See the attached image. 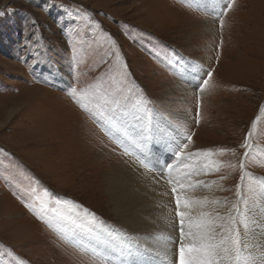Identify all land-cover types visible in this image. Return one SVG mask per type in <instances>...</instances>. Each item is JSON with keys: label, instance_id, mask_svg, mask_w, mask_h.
Instances as JSON below:
<instances>
[{"label": "rangeland", "instance_id": "1", "mask_svg": "<svg viewBox=\"0 0 264 264\" xmlns=\"http://www.w3.org/2000/svg\"><path fill=\"white\" fill-rule=\"evenodd\" d=\"M214 1L0 2V264H14L3 249L24 264H95L24 206H34L44 188L118 229L104 175L112 161L135 158L124 155L103 121L67 94L70 84L83 88L103 77L109 71L104 61L113 52L120 58L112 63L127 65L121 70L130 74L150 106L192 135L188 150L213 153L219 163L213 178L224 184L225 195L236 201L241 183L249 205L262 207L264 0H236L219 17L227 0ZM84 11L100 25L91 28L94 40L85 39L89 28L79 14ZM190 45L208 61L196 72L185 65L188 56L180 51ZM209 68L212 77L201 92ZM249 133L253 148L245 157L240 145ZM241 162L256 179L241 182ZM29 177L39 181L35 194L25 191Z\"/></svg>", "mask_w": 264, "mask_h": 264}, {"label": "snow or ice", "instance_id": "2", "mask_svg": "<svg viewBox=\"0 0 264 264\" xmlns=\"http://www.w3.org/2000/svg\"><path fill=\"white\" fill-rule=\"evenodd\" d=\"M196 3L199 0H186ZM220 3L221 0H216ZM236 0H227L217 16L226 15L231 10ZM83 23L88 26L89 31L85 39H93L91 28H100V25L93 21L86 11L79 13ZM4 12L0 11V16ZM223 27V20L219 21ZM107 55V54H106ZM120 53L113 52L104 63L109 64V71L103 76L94 80L83 88L69 85L67 94L79 107L90 116L103 121L107 126V134L112 136L113 143L123 148L126 156H135L140 166L148 171H153L161 161L159 156L154 155L150 160L144 155L145 149L157 139L162 124L167 121L172 132L168 147L171 155L164 161L160 169L161 176L167 170L166 182L170 187V195L174 203V215L178 220L179 236L158 237L168 244H175L174 264H257V258L251 249L258 247L256 240L259 235H264V208L250 206L248 193L242 192V184L236 185V201L226 202L225 211L220 213L210 205L218 204L219 201L209 200L207 197L198 198L191 195L196 188L205 184L204 181L193 182L194 175L201 174V170L188 171L182 177L174 176L177 165L173 160L179 161L184 169H192L189 163L198 157L209 158L213 156L211 151L192 152L189 145L192 143V135L186 134L187 129L182 128L176 121L171 120L165 111H159L151 107V101L142 96L137 86L129 80V73L122 71L126 64H113V60H119ZM103 59V58H102ZM213 69L205 72V79H202L199 91H203L212 77ZM115 73V74H113ZM264 110V109H262ZM197 115L199 113L197 112ZM256 125L253 124L252 127ZM245 136L240 147L246 151L245 157L249 156V150L253 145L249 143V137ZM187 155H185V151ZM139 151L140 154H137ZM229 149H220L225 153ZM216 161H209L203 165L204 174L208 170L217 171L218 168L211 167ZM235 167V165H229ZM241 182L248 179H256L252 174L246 172V165L241 162ZM26 192L35 194L39 181L35 177H29ZM260 198H264V180H260ZM205 186H207L205 184ZM23 202V201H22ZM24 206L33 211L37 219L53 229L62 240L72 244L73 247L89 254L95 264H123L118 258H114L117 251L130 249V240L118 229L105 225L102 220L98 221L94 213L83 208L79 203L71 199H59L47 188L43 189V197L36 196L34 206L25 202ZM51 219L45 220V215ZM14 264H24L23 260L17 257L10 249H3ZM167 254V248L164 250Z\"/></svg>", "mask_w": 264, "mask_h": 264}, {"label": "bare ground", "instance_id": "3", "mask_svg": "<svg viewBox=\"0 0 264 264\" xmlns=\"http://www.w3.org/2000/svg\"><path fill=\"white\" fill-rule=\"evenodd\" d=\"M202 1L209 5L213 4L214 0H199V3L202 4ZM211 29L212 27L209 25L208 32L212 31ZM180 51L188 56L184 59L185 65L193 71L196 72L197 67L207 66L206 57L198 55L199 53L192 49L191 45ZM170 93L173 91L170 90ZM170 128L171 125L165 121L157 133V139L144 150L141 158L146 155L151 160L154 155H157L161 161L160 165H163L171 155V150L168 147L172 136ZM137 154H140L139 151ZM104 156L111 157V154ZM133 157L135 158V156ZM213 158V156L198 157L190 160L189 163L193 165L192 169H184L179 161L173 160L172 163L178 166L173 175L182 177L188 171L201 170V174L194 175L192 180L193 182L204 181L207 186L201 184L190 194L198 198L207 197L209 200L219 201L218 204L210 205V207L223 213L226 202H233V198L226 196L224 184L218 183V185L213 178L217 174L216 171L208 170L207 174H204L203 165L209 161H215ZM121 159H123L121 163L112 161L113 166L106 170L104 175L105 194L110 199L111 211L119 222L118 230L134 239L129 241L132 244L130 249L117 251L114 258H118L123 264H174L176 245L158 239L161 236L173 239L179 236L178 220L174 215V203L170 195V187L166 182L167 170H164L165 175L161 176L158 166L150 172L142 168L136 159L134 162ZM218 164L216 162L215 165H210V168L217 167ZM260 206L264 208V204ZM261 238H264V235H259L256 240L252 241L259 245L251 249L257 258V264H264V241ZM165 248H167L166 255Z\"/></svg>", "mask_w": 264, "mask_h": 264}, {"label": "water", "instance_id": "4", "mask_svg": "<svg viewBox=\"0 0 264 264\" xmlns=\"http://www.w3.org/2000/svg\"><path fill=\"white\" fill-rule=\"evenodd\" d=\"M2 0H0V2H1Z\"/></svg>", "mask_w": 264, "mask_h": 264}]
</instances>
